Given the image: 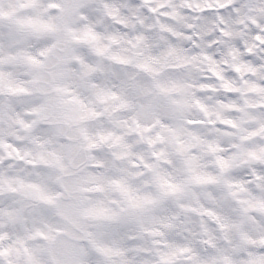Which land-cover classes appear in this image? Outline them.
I'll return each instance as SVG.
<instances>
[{"label":"snow or ice","instance_id":"6c2138e0","mask_svg":"<svg viewBox=\"0 0 264 264\" xmlns=\"http://www.w3.org/2000/svg\"><path fill=\"white\" fill-rule=\"evenodd\" d=\"M9 2L13 5L9 8L0 4V93L5 91L2 85L7 81V91L10 94H27L36 91L41 96L32 100L30 105H16L23 113L30 115L31 119L22 115L21 111H16L13 116L11 107L6 111L2 104H0V118L10 116L22 128L33 130L32 140L35 145L41 147L33 152L31 149L22 150L18 143L0 141V146L5 149L0 152V223L8 221L11 224L20 219V213L25 206L16 200L15 194L21 193L40 202L39 211L45 217L54 218L55 209L60 216L74 224L77 223L78 216L97 221L95 231L85 233V237L91 241V247L86 243L82 250L74 241L85 237L70 233L74 240L61 243L57 264H82L81 256L85 251L89 260L102 255L109 258V264H133L128 252L130 248L137 246L136 222L151 214L153 223L165 225L166 215L174 211L171 198L184 189L179 181L162 178L157 173L154 179L159 189L158 193L141 194L135 191L122 174L127 171L126 169L113 164L115 171L108 170L110 157L103 150V146L112 147L119 144L123 150L111 153V158L119 160L129 155H136L138 160L132 161L134 165L142 162L143 168L152 169L153 163L146 160L141 153H133L131 151L133 145L128 143L125 137L130 138L131 135H135L139 141L153 146L151 155L156 158H161L165 152V148L156 149V145L174 144L175 152L189 166V171H192L193 164L198 158V153L192 149L197 145H203L205 146L203 150L216 154L215 163L221 173L231 168L236 153L224 155L225 144L219 139L202 136L199 127L205 124L216 125L217 133L231 136L235 135L231 129L239 128L240 125L231 116L222 115L220 112H216L215 119L209 120L187 118V112L195 104L205 115H210L208 100H214L216 105H222L228 111L240 110L241 106L237 101L226 98L242 91L234 83L237 79L249 85L248 90H264V85L258 80L248 78L264 75V31H261L264 29V24H260L255 18H250L254 26L252 39L242 32L234 31L223 15L219 16L217 23L209 29L211 35L207 36L194 23L187 25L189 29L187 32H176L167 25H161L162 29H166L173 36L187 40L191 47H180L167 38L160 37L166 41L164 50L159 55H144L135 65L148 74L149 79L145 83L137 84L130 76L125 75L120 81V91L111 87L100 88L96 93L100 100L111 98L113 101H118L107 111V115L111 116L117 110L128 108H133L134 114L130 118L113 119L111 124L114 127L101 128L92 134H89L87 129L81 128L80 132L86 143L73 145L61 142L56 148H48L44 145L53 143L52 132L44 127L42 122L52 123L48 117L62 105L69 102L78 104L81 112L77 119L100 117L105 113L87 107L86 101L79 95L65 97L63 94L72 90L58 83L52 85L55 94L49 95L50 89L47 85L69 70L63 67L69 59L79 62L80 72L84 76L94 72L96 68L88 62L87 50H82L85 56L60 57L56 66L49 67L43 58L48 57L56 48V42L41 40L35 48L31 47V41L39 34V30L26 35L23 29L28 25H34L35 21L30 16L24 17L18 14L17 0H9ZM34 3L36 0H19V7L26 8ZM52 6L60 7L58 4ZM71 6L80 8L82 12H88L89 16H94L90 11L93 6L83 4L82 0H72ZM209 7L213 5L210 4ZM218 7L221 12L225 9L230 10L231 0H219ZM150 11L155 12L156 9L151 8ZM43 26L53 27L50 23H44ZM112 39L115 40L116 37ZM150 39L152 38L144 35L136 37V41L145 42L143 46L145 49L150 48L147 42ZM96 51L103 53L104 47H97ZM137 55H143V50ZM112 58L125 64L132 60V57L113 56ZM17 61H23L33 68L30 81L14 77V66L17 65ZM185 67L191 73L189 77H182L180 72L175 71ZM166 68L174 71L169 77L156 78L155 74ZM42 69H47V72ZM48 74L51 75L52 80L46 79ZM27 83H31L34 87H27ZM96 83L98 82H94V86ZM133 89H135L134 93ZM130 93L135 96L134 102L128 99ZM204 93L208 95H202ZM213 93L216 95L213 96ZM219 125L226 127L221 128ZM114 128H121L124 131L116 132ZM57 131L58 134L63 132L62 129ZM240 139L243 140L245 137L241 136ZM228 148L241 149L242 145L234 142ZM249 154L255 157L256 150L249 149ZM13 161H23L35 168V171L30 172L27 177L10 174ZM143 168L132 174L141 175ZM253 171L255 172V169ZM236 175H240V172ZM256 176L260 179L259 173ZM189 179L198 184H214L221 179V176L210 172H197ZM224 183L231 188V185L240 181L225 177ZM107 186L119 190L123 194V201H113L114 206H108L105 201L93 198L91 194L104 193ZM231 195L235 196V192ZM162 201L167 202V207L160 209L157 206ZM180 207L185 205L181 204ZM255 208L264 210V201H248L243 203L238 211L239 214L246 215ZM203 211L220 229H225L228 226L227 221L238 214L233 201L228 199H225L218 209L205 208ZM249 218L256 220L259 226H264V217ZM16 228L19 229L18 223ZM11 230L9 227V231ZM62 231L65 229L50 226L48 232L37 230L32 235L51 242L55 240V233ZM151 231L164 234L161 228ZM5 235L0 232V240H3ZM96 237L109 242L99 243ZM207 243L211 244L212 241L208 240ZM14 246V243L0 246V258L8 255ZM24 250L27 254V264H42L41 254L29 251L26 246ZM179 251L184 252L187 249L181 247ZM195 255L196 253H193V256ZM112 257H119V260L111 259ZM218 260L222 261V264H234L233 258L223 250L220 255H213L207 260H196L195 264H217ZM8 264L12 262L9 260ZM242 264H254V261L245 260Z\"/></svg>","mask_w":264,"mask_h":264},{"label":"clouds","instance_id":"9594fccd","mask_svg":"<svg viewBox=\"0 0 264 264\" xmlns=\"http://www.w3.org/2000/svg\"><path fill=\"white\" fill-rule=\"evenodd\" d=\"M82 3L93 6L90 11L94 13V16H89L88 12H82L80 8H73L72 0H36V3L26 8L19 7V0L16 3L19 15L30 16L35 21L34 25L26 26L23 32L27 35L34 30H39V34L31 41V47L35 48L41 40H47L49 43L56 42V48L49 53L48 57L43 58L49 67L56 66L60 57L85 56L82 50H87L88 62L96 68L94 72L84 76L80 72L79 62L69 59L63 65L69 70L63 75L55 80H52L50 74L46 75V79L52 80V83L47 85L50 89L49 95L55 94L52 85L58 83L72 90L64 93L65 97L79 95L86 101L87 107L105 113L100 117L77 119L81 112L78 104L69 102L62 105L48 117L52 123L42 122L43 126L52 132L53 143L44 145L48 148H56L61 142L73 145L86 143L80 132L81 128L87 129L89 134H92L101 128L114 127L111 124L113 119L130 118L134 114L133 108H128L117 110L111 116L107 115V111L118 101H113L111 98L100 100L96 93L100 88L110 89L111 87L120 91V81L125 75L130 76L137 84L145 83L149 79L148 74L135 65L138 60L143 59L144 55H159L164 50L166 41L160 37H165L180 47H191L187 40L173 36L166 29H162L161 25H167L176 32H187L189 31L187 25L194 23L207 36L211 35L209 29L217 23L219 16L223 15L234 31L242 32L252 39L254 26L250 18H255L260 24H264V0H231V9H225L223 12L218 7L219 0H82ZM0 4L5 8L13 6L9 0H0ZM57 4L60 5L59 8L52 6ZM210 4L213 7L210 8ZM151 8H155L156 11H150ZM44 23H50L53 27L45 28ZM138 35L152 38L147 41L150 48L143 47L144 41H136ZM112 37L116 39L113 40ZM97 47H104L103 53L97 52ZM142 50L143 55H137ZM113 56L132 57V60L125 64L114 60ZM42 71L47 72V69ZM173 71L167 68L162 69L155 76L166 78ZM175 71L180 72L182 77L191 75L187 67ZM32 72L33 68L23 61H17V65L14 66L16 79L30 81ZM248 78L258 80L264 85V75ZM94 82L98 83L94 86ZM234 83L242 91L226 98L237 101L241 106L240 110L228 111L222 105H216L214 100H208L210 115H205L195 104L187 112V118L202 120L215 119L216 112H220L222 115L231 116L240 125L239 128L231 129L235 133L231 136L217 133L216 125L205 124L199 127L202 136L208 139H219L225 144L224 155L236 153L232 167L223 173L215 163L216 154L203 150L205 147L203 145H197L192 149L198 153L192 171H189V166L175 152L174 144L156 145V149L165 148L161 158H156L151 155L153 146L139 141L135 135H131L130 138L125 137L126 141L133 145L131 150L133 153L139 152L146 160L153 163L152 169L143 168L142 162L134 165L132 161L138 160L136 155H129L119 160L111 158V153L123 150L119 144L112 147L103 146V150L110 157L108 170L115 171L113 164L126 169L127 171L122 174L135 191L141 194L158 193L159 189L154 179L157 173L162 178L179 181L184 189L171 198L174 211L166 215L165 225L153 223L151 214L136 222L137 246L130 248L128 252L133 264H195L196 260H207L213 255H220L222 250L233 258L234 264H242L245 260H253L254 264H264V226H259L256 220L249 218L250 216L264 217V210L255 208L246 215H241L238 211L242 204L248 201H264V151L261 150L264 149V90H248L249 85L243 84L240 79ZM2 86L5 91L0 93V104L6 111L11 107L13 116L16 111H21L16 105H30L32 100L39 99L41 96L36 91L27 94H10L7 91V81ZM26 86L34 87L31 83H27ZM132 92L134 93L135 89ZM128 99L134 102L135 96L130 93ZM21 114L28 116L29 119L32 118L22 111ZM219 127L226 126L219 125ZM60 129L63 132L58 134L57 130ZM114 130L124 131L121 128H114ZM32 135L33 130L22 128L12 117L6 115L0 118V141L18 143L22 150L31 149L35 152L41 146L35 145ZM241 136L245 139L241 140ZM234 142L241 144L242 148L229 149L228 146ZM249 149L256 150L255 157L249 154ZM3 151L5 149L0 146V152ZM12 163L10 174L27 177L30 172L35 171V168L23 161ZM141 168H143L141 175L132 174L140 171ZM197 172H210L221 176V179L214 184H198L189 179ZM237 172H240V175H236ZM257 173L260 179H257ZM225 177L238 180L240 183H235L229 188L224 183ZM232 192H235V196L231 195ZM91 195L94 199L105 201L108 206H114L113 201H123V194L112 186H107L104 193ZM15 197L25 207L17 222L0 223V232L6 234L5 238L0 240V246L15 244L8 255L0 258V264H8L9 260L12 264H27L25 246L29 251L41 254L42 264H57L61 243L74 240L70 233L85 237V233L95 231L97 221L91 218L78 216L77 223L74 224L60 216L55 209L53 210L54 218H48L40 213V202L21 193H16ZM225 199L233 201L238 214L227 221L228 226L225 229H220L203 210L218 209ZM181 204L185 207H180ZM157 207L163 209L167 207V202L162 201ZM50 226L62 228L65 231L55 233V240L51 242L32 235L37 230L48 232ZM155 228H161L164 234L160 235L151 231ZM96 238L99 243L109 242L101 237ZM208 240L212 243L208 244ZM74 243L82 250L86 243L91 247V241L87 237L75 240ZM181 247L186 248L187 251L180 252ZM193 253L196 255L193 256ZM161 257H167V259L162 260ZM111 259L119 260V257ZM81 262L82 264H109V258L101 255L89 260L85 251L81 256ZM217 264H222V261L218 260Z\"/></svg>","mask_w":264,"mask_h":264}]
</instances>
